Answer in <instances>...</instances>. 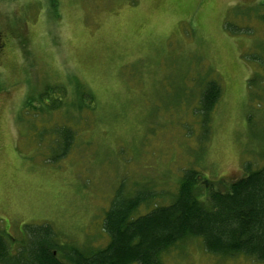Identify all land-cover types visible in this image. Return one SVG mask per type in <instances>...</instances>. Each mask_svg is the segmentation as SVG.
I'll use <instances>...</instances> for the list:
<instances>
[{"label": "rangeland", "instance_id": "1", "mask_svg": "<svg viewBox=\"0 0 264 264\" xmlns=\"http://www.w3.org/2000/svg\"><path fill=\"white\" fill-rule=\"evenodd\" d=\"M262 16L264 0H0V233L16 247L48 225L93 251L119 193L144 195L143 214L169 205L187 170L204 200L261 168ZM210 82L221 95L206 124ZM162 263L264 264L199 238Z\"/></svg>", "mask_w": 264, "mask_h": 264}, {"label": "trees", "instance_id": "2", "mask_svg": "<svg viewBox=\"0 0 264 264\" xmlns=\"http://www.w3.org/2000/svg\"><path fill=\"white\" fill-rule=\"evenodd\" d=\"M220 95L217 83L204 88L199 110L203 123H208ZM71 139L66 131L58 136L51 152L58 149L55 159L67 155ZM247 170L226 191L205 188L204 200L197 189V173L187 170L171 203L143 214L137 211L145 203L144 195L117 194L102 225L109 241L97 250L59 245L48 225L25 227L24 240L16 247L0 233V264H163V254L187 238L201 239L205 251L213 255H243L264 262V164Z\"/></svg>", "mask_w": 264, "mask_h": 264}]
</instances>
